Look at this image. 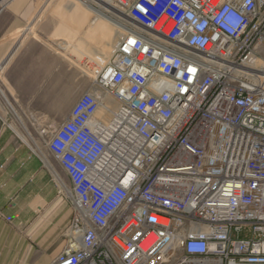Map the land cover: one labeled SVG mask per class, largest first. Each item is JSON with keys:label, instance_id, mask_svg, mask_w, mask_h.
<instances>
[{"label": "built area", "instance_id": "2783aa9c", "mask_svg": "<svg viewBox=\"0 0 264 264\" xmlns=\"http://www.w3.org/2000/svg\"><path fill=\"white\" fill-rule=\"evenodd\" d=\"M108 1L119 41L54 131L0 68V127L70 187L50 264H264V0Z\"/></svg>", "mask_w": 264, "mask_h": 264}, {"label": "crops", "instance_id": "0c3cea01", "mask_svg": "<svg viewBox=\"0 0 264 264\" xmlns=\"http://www.w3.org/2000/svg\"><path fill=\"white\" fill-rule=\"evenodd\" d=\"M43 1L0 0L1 73L26 114H35L39 89H67L65 61L74 65L69 48L76 66L87 69L88 75L102 65L84 39L88 13L74 0L71 5L57 1L50 7L55 19L48 17L38 31L41 15L49 7L38 5ZM52 52L64 61L53 58ZM23 126L18 133L22 142L0 127V264H50L68 224V211L53 189L57 186L47 164L48 153L29 149L27 133L32 131L26 121Z\"/></svg>", "mask_w": 264, "mask_h": 264}, {"label": "rangeland", "instance_id": "374dc122", "mask_svg": "<svg viewBox=\"0 0 264 264\" xmlns=\"http://www.w3.org/2000/svg\"><path fill=\"white\" fill-rule=\"evenodd\" d=\"M45 1V0H44ZM43 1V2H44ZM57 1L60 0H54L51 3H48L49 7L43 14L41 15V20L39 23V30L40 31V26L43 21H46L48 17L51 19H55L50 7L54 5ZM68 3V5L75 4L74 2L70 0H64ZM42 2V3H43ZM42 3H38V5H41ZM37 31V32H38ZM52 57H58L62 61L60 56L56 55L54 52H52ZM68 56L69 59L70 57L71 62L74 64L72 65L70 61H65L67 64V74H68V83H67V89H39L40 92L35 95V114L36 116L40 119V122L45 121L46 124H48V127L51 131H54L66 118L68 115L69 111L71 110L72 106L78 99V97L89 90V87L92 84V80L94 79L96 73L93 75H88L86 70L87 69H81L80 67L76 66L77 59L75 56V53H72V49L69 48L68 50ZM73 56V57H72ZM99 58V57H98ZM98 61L102 60L99 58ZM104 64V63H103ZM102 64V65H103ZM85 68L89 67L88 66V61L85 60ZM101 65V66H102ZM100 66V67H101ZM12 92V91H11ZM49 103L51 105V109H49ZM48 160L51 165L52 171L57 175L59 178L61 185L57 183V181L54 179L53 173L52 174V180L56 184L57 187L53 186L54 191L56 192V196H58L67 206V211H68V219L67 222L69 223L71 220V217L73 215V207L72 203L69 199V197L66 195V193L63 190V187L66 189L70 190L68 181L64 175V173L60 170L56 162L50 155H48ZM68 225V224H67ZM66 228V227H65ZM65 228L63 230V237L60 239L59 244L53 249V254L52 258L62 249L64 246V232Z\"/></svg>", "mask_w": 264, "mask_h": 264}, {"label": "bare ground", "instance_id": "6f19581e", "mask_svg": "<svg viewBox=\"0 0 264 264\" xmlns=\"http://www.w3.org/2000/svg\"><path fill=\"white\" fill-rule=\"evenodd\" d=\"M54 0H45L42 5L51 3ZM89 15L88 20L84 27V39L90 44L93 49L96 50V55L102 60V64L110 57L111 53L114 51L119 38L120 32L116 27L115 23L107 17L106 12H111V6L108 0H74ZM109 102L104 101V105L99 108L97 112L98 118L109 117L107 111V104ZM106 104V106H105ZM113 109L117 108V105H113ZM32 138V137H31ZM50 168V172L53 173L54 179L60 183L59 178L51 169L49 161H47ZM62 187V185H61ZM64 192L69 197V190L63 187Z\"/></svg>", "mask_w": 264, "mask_h": 264}]
</instances>
